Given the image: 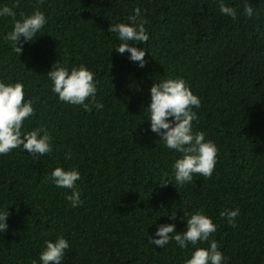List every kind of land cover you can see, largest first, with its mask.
I'll return each instance as SVG.
<instances>
[{
  "label": "trees",
  "instance_id": "trees-1",
  "mask_svg": "<svg viewBox=\"0 0 264 264\" xmlns=\"http://www.w3.org/2000/svg\"><path fill=\"white\" fill-rule=\"evenodd\" d=\"M220 0H0L47 24L18 56L4 36L11 17H0V81L23 82L34 115L24 131L46 128L52 151L34 157L19 148L0 155V208L9 210L0 233V264H40L46 240L70 244L63 264H186L197 243L164 248L147 242L161 224L186 228L191 214L212 218L225 264H264V0H223L237 18L219 11ZM251 5L252 18L243 14ZM136 8L146 19V65L120 55L110 23L127 22ZM86 65L104 104L86 112L59 100L47 76L56 62ZM182 77L201 104L193 131L217 148L211 177L175 185L172 165L181 155L149 130L145 109L155 80ZM87 102V101H86ZM70 154L71 158H67ZM57 166L77 167L83 203L51 181ZM167 179L168 184L162 182ZM174 185H173V184ZM239 208L235 225L220 213ZM175 215V220L170 216Z\"/></svg>",
  "mask_w": 264,
  "mask_h": 264
},
{
  "label": "clouds",
  "instance_id": "clouds-1",
  "mask_svg": "<svg viewBox=\"0 0 264 264\" xmlns=\"http://www.w3.org/2000/svg\"><path fill=\"white\" fill-rule=\"evenodd\" d=\"M37 2L42 3V0ZM219 11L233 20L237 18L236 9L224 4L223 0H220ZM254 12L250 4L243 9V14L248 18H252ZM16 15L13 8L0 7V17H11L13 20V28L4 39L11 42L13 51L20 56L24 44L34 42L39 36L37 34L47 24V17L38 8L29 15L21 14L19 19H16ZM146 23V19L141 18V9L136 8L127 22L110 23L108 28L110 33L117 34L120 41L113 49L122 56L127 53L128 59L137 62L141 68L147 63V49L130 42L148 41ZM94 75L86 65L69 68L58 61L47 72L52 82V91L58 95L59 100L81 106L86 112H91L93 108L97 111L104 108V104L96 99L97 82ZM149 92L150 103L145 109L150 121L149 130L160 137L159 140L163 141L165 147L181 154L172 165L175 185L193 183L197 175L211 177L217 162L218 148L213 141L205 138L204 132L193 131V122L198 119L193 109H198L201 104L198 95L193 93L182 77L155 80ZM32 115L33 101L25 99L23 82L0 81V155L19 148L38 158L52 151V137L46 128L24 131L23 122ZM66 155L71 158L70 154ZM50 179L56 187L71 190L65 197L71 207L76 208L83 203L81 192L77 188V181L81 179L77 167L65 169L57 166L52 170ZM162 183L166 185L171 182L165 179ZM239 213V208H235L224 210L220 215L234 226ZM9 215L8 208H0V233L8 229ZM170 219L175 220V215L170 216ZM216 230L217 226L212 218L197 211L186 220L185 230L177 231L175 223L161 224L154 235L148 236L147 242L164 248L170 240H174L182 249L190 244L195 246L198 242H207L208 247L196 248L186 264H225L226 258L218 243L215 239H210ZM69 248V241L63 235L55 240H46L39 254L40 264H63Z\"/></svg>",
  "mask_w": 264,
  "mask_h": 264
}]
</instances>
